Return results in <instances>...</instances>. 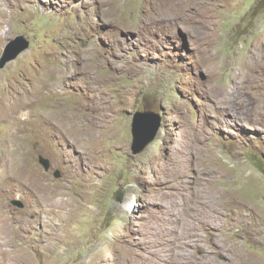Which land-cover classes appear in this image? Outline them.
<instances>
[{
	"label": "rangeland",
	"instance_id": "374dc122",
	"mask_svg": "<svg viewBox=\"0 0 264 264\" xmlns=\"http://www.w3.org/2000/svg\"><path fill=\"white\" fill-rule=\"evenodd\" d=\"M179 1L0 0V264H264V0Z\"/></svg>",
	"mask_w": 264,
	"mask_h": 264
},
{
	"label": "water",
	"instance_id": "95a60500",
	"mask_svg": "<svg viewBox=\"0 0 264 264\" xmlns=\"http://www.w3.org/2000/svg\"><path fill=\"white\" fill-rule=\"evenodd\" d=\"M27 47V43L21 39H17L9 43L4 51L2 62L0 65L6 61L14 58L21 50ZM152 113L150 112H136L133 116L132 121V134H133V144L132 151L134 153L141 151L150 141L155 137L159 124L157 120H150ZM146 124V127L144 125ZM39 162L42 164L44 169L49 167V161L47 158L42 156L38 157ZM58 176V172L56 174ZM18 203V202H17ZM19 205H21L19 203Z\"/></svg>",
	"mask_w": 264,
	"mask_h": 264
},
{
	"label": "bare ground",
	"instance_id": "6f19581e",
	"mask_svg": "<svg viewBox=\"0 0 264 264\" xmlns=\"http://www.w3.org/2000/svg\"><path fill=\"white\" fill-rule=\"evenodd\" d=\"M179 2H180V6L178 5V8H184L185 6H188L187 5L188 4V0H180ZM183 12H185V11H183ZM29 102H30V99L28 100L27 104ZM3 106H4V109H3ZM15 106H16V101L15 100L14 101H6L5 100V103H4V100L0 101V111L5 110V113H9L10 111H12L15 108ZM69 128L71 130H73L74 131V135H76L78 137V141H77L78 143H80L83 139L85 141V139H87V138H92L93 139V137H94L93 132H92L93 130H91V129L83 126V125H80L77 122H75L74 125L71 124ZM3 160H5L4 157H3ZM26 166H28V165H25L24 169L28 173V178H30V177L33 176V172L31 170V168L26 167ZM33 179H34V177L32 178V180ZM124 204L125 205L127 204V206H126L127 208L132 209V206L130 205V202H125ZM249 264H250V262H249Z\"/></svg>",
	"mask_w": 264,
	"mask_h": 264
},
{
	"label": "clouds",
	"instance_id": "9594fccd",
	"mask_svg": "<svg viewBox=\"0 0 264 264\" xmlns=\"http://www.w3.org/2000/svg\"><path fill=\"white\" fill-rule=\"evenodd\" d=\"M130 205L132 206V209H131V211H132V210L134 209V206H135V205L133 204V202H131ZM123 209H124L126 212H131V211H128V210H127L126 208H124V207H123Z\"/></svg>",
	"mask_w": 264,
	"mask_h": 264
},
{
	"label": "trees",
	"instance_id": "16d2710c",
	"mask_svg": "<svg viewBox=\"0 0 264 264\" xmlns=\"http://www.w3.org/2000/svg\"><path fill=\"white\" fill-rule=\"evenodd\" d=\"M109 223H110L112 226H114V225L112 224V222H111V221H110Z\"/></svg>",
	"mask_w": 264,
	"mask_h": 264
}]
</instances>
